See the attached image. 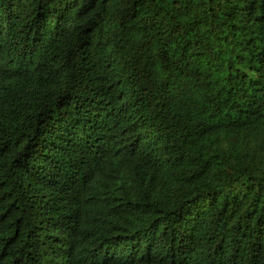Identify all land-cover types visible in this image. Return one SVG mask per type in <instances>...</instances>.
<instances>
[{
  "label": "trees",
  "instance_id": "1",
  "mask_svg": "<svg viewBox=\"0 0 264 264\" xmlns=\"http://www.w3.org/2000/svg\"><path fill=\"white\" fill-rule=\"evenodd\" d=\"M0 264H264V0H0Z\"/></svg>",
  "mask_w": 264,
  "mask_h": 264
}]
</instances>
